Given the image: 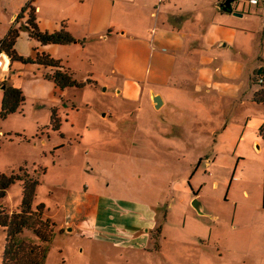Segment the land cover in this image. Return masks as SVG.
<instances>
[{
    "label": "rangeland",
    "instance_id": "obj_1",
    "mask_svg": "<svg viewBox=\"0 0 264 264\" xmlns=\"http://www.w3.org/2000/svg\"><path fill=\"white\" fill-rule=\"evenodd\" d=\"M139 1L154 7L76 0L68 31L79 38L59 48L82 87L56 88L37 63L8 71L25 104L0 119V172L22 169L39 181L33 208L55 224L43 264H264V179L256 177L264 104L252 101L259 89L245 56L261 54L257 14L233 19L244 25L234 44L206 45L220 0L169 4L193 12L183 31L164 23L161 0ZM35 2L0 0V41L12 27L26 33ZM20 35L19 45L44 52ZM152 93L163 100L158 110ZM21 198L15 183L3 206L15 211ZM194 198L211 218L193 210ZM126 222L138 234L119 230ZM5 239L0 229V264Z\"/></svg>",
    "mask_w": 264,
    "mask_h": 264
},
{
    "label": "trees",
    "instance_id": "obj_2",
    "mask_svg": "<svg viewBox=\"0 0 264 264\" xmlns=\"http://www.w3.org/2000/svg\"><path fill=\"white\" fill-rule=\"evenodd\" d=\"M28 8L30 13L24 22L23 28L31 40L41 46H63L74 42L64 27L55 32L41 31L31 3ZM19 35V30L12 27L2 40V48L10 57V65L14 62L21 64L37 63L49 68L50 71L44 78L52 81L55 87L61 90L71 87L80 88L84 85L83 82L75 78V74L69 68L65 67L59 60L54 59L50 54L36 51L34 60L19 55L15 49ZM257 71L254 72L253 78ZM9 80L8 76V79L4 82L5 88L2 91L0 107V119L2 120L21 112L25 104L22 90L11 84ZM252 101L257 104H264V90L259 89L258 92H255ZM52 123L57 125L55 111L52 115ZM258 135L264 143V123L260 126ZM23 171L20 169L19 174L12 173L10 175L0 172V229L3 230L6 238L2 264H43L46 253L44 244L52 239L55 228L53 221L45 216L43 206L33 208L39 181L34 176L23 173ZM19 182L22 188L21 203L15 211L9 212L3 206V201L8 188ZM159 230L160 228H158ZM25 232L33 235L38 242L25 237Z\"/></svg>",
    "mask_w": 264,
    "mask_h": 264
},
{
    "label": "crops",
    "instance_id": "obj_3",
    "mask_svg": "<svg viewBox=\"0 0 264 264\" xmlns=\"http://www.w3.org/2000/svg\"><path fill=\"white\" fill-rule=\"evenodd\" d=\"M35 1L36 2L34 6H31V7L35 11L38 27L40 28L41 31L55 32V31H58L61 27H64V29L68 31L69 22L71 21L72 18L74 21L76 20V22H78V19H77L78 16L76 15V13L73 15L71 14V12L73 11V8L74 10L75 9L77 10V7L80 6V4L76 2V0H61V1L60 0H48L47 5L38 4L37 0ZM63 1L66 2V3H63L65 7H63L60 4ZM221 1H224V0H220L219 2ZM124 2H125L127 9L132 7L133 5H136V7L138 8L141 7L146 13L150 12L154 7V6L150 7V5H148V2L142 3L139 0H124ZM173 2L174 0H167V1L161 0L160 1V3L163 6V11L167 15V17H164L166 20L164 23L168 25L171 24L173 25V28L178 27L180 31H183L184 29L187 28L189 17L192 16L193 12L188 11L187 9H184L178 12L177 14H175L173 10L171 11V9L169 8V4L171 5V3ZM219 2L215 3L214 8L217 10V13H218L217 15L221 17L220 18L221 22L219 24L214 23L213 17L209 20L208 22L209 26L205 30L203 37L200 40L204 42V44L206 45L207 44L209 45L217 44V42H225L227 44H232V43L234 44L235 40L237 39V36L239 35L238 34L239 31H242L238 28L244 27V25H239L238 22H235L236 16L222 12V10L219 9L217 6ZM247 5H248V10H246L245 8L246 6L242 5L241 0H235L233 4L231 5V7H232V12L241 13L243 14L242 17L244 18H246V15L244 14L245 11H247L249 14L252 12H256L257 14V15H254L253 18L254 19L257 18L259 21L258 23H259V30L261 31L260 33L261 40L259 39L256 51H259L261 54L259 57H257L258 54L255 57H249L250 55L249 56L245 55L247 59L249 60L251 59L252 61L251 66L253 70L252 72L254 73L264 63V0H259L258 5H250L249 2ZM68 6H70L71 9ZM96 6L97 4L93 6L92 11L90 12L91 14L90 19L92 20L93 23L95 20L93 18H98V15L96 12V9H97ZM162 6L159 8V11H162ZM253 8H256V11H253ZM183 15L187 17L184 18L182 17ZM193 25H196V20H193ZM114 29H115V26H112V30ZM68 33L70 34L73 40L79 38L73 35L72 33H70L69 31ZM124 34H125L124 32H121V35H124ZM23 40H25L28 45L30 44L31 46H33L32 41L28 38V35L26 33H22L20 35V41H23ZM194 43H199V41H195ZM59 47L61 46L59 45L40 46L39 50L44 51L45 53H49L51 56L52 55L56 56V60H59L62 63V59H63L61 58L62 52ZM15 49L19 55L34 60L35 55H36V50H34V48L32 50V47L31 48L24 47L22 43L19 45V42L17 41L15 45ZM11 67L12 65L10 64L5 67V72L7 74H8L9 69H11ZM257 164H261L258 169V172L256 173V177H258V180L260 181L261 179H264V164L263 162H257ZM232 205L235 206L234 202H232ZM96 216L97 215L95 214V217ZM123 226L120 225L119 230L124 231L125 234L127 233L129 235L138 234L134 231L135 226H130V224L127 222Z\"/></svg>",
    "mask_w": 264,
    "mask_h": 264
},
{
    "label": "water",
    "instance_id": "obj_4",
    "mask_svg": "<svg viewBox=\"0 0 264 264\" xmlns=\"http://www.w3.org/2000/svg\"><path fill=\"white\" fill-rule=\"evenodd\" d=\"M235 0H224V1H221L217 4L218 8L222 10V12L226 13V14H232L233 16H236V17H242L243 14L241 13H238V12H232V3L234 2ZM5 88V85H1L0 86V90L3 91ZM151 102L154 106V108L156 110L160 109L163 105V100L161 98V96L157 95V94H154L152 93L151 94ZM264 144V143H263ZM260 146H257V148H259ZM191 206L193 208V210L199 215V216H204V217H209L211 218L212 216L210 214H208L205 210V207L204 205L197 199V198H194L191 202Z\"/></svg>",
    "mask_w": 264,
    "mask_h": 264
},
{
    "label": "built area",
    "instance_id": "obj_5",
    "mask_svg": "<svg viewBox=\"0 0 264 264\" xmlns=\"http://www.w3.org/2000/svg\"><path fill=\"white\" fill-rule=\"evenodd\" d=\"M250 5H258L259 0H248ZM10 64V57L4 52L2 48V41H0V86L8 79V74L5 72V67ZM254 83L258 89L264 90V63L255 73Z\"/></svg>",
    "mask_w": 264,
    "mask_h": 264
},
{
    "label": "flooded vegetation",
    "instance_id": "obj_6",
    "mask_svg": "<svg viewBox=\"0 0 264 264\" xmlns=\"http://www.w3.org/2000/svg\"><path fill=\"white\" fill-rule=\"evenodd\" d=\"M233 4V3H232ZM159 228V227H158ZM156 231H158V229H156Z\"/></svg>",
    "mask_w": 264,
    "mask_h": 264
}]
</instances>
